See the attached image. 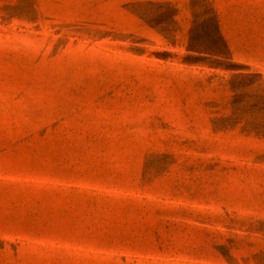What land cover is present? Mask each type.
Masks as SVG:
<instances>
[{
  "label": "rangeland",
  "instance_id": "374dc122",
  "mask_svg": "<svg viewBox=\"0 0 264 264\" xmlns=\"http://www.w3.org/2000/svg\"><path fill=\"white\" fill-rule=\"evenodd\" d=\"M0 264H264V0H0Z\"/></svg>",
  "mask_w": 264,
  "mask_h": 264
}]
</instances>
